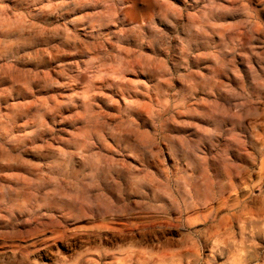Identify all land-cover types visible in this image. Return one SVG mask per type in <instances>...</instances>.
Here are the masks:
<instances>
[{
    "label": "clouds",
    "instance_id": "9594fccd",
    "mask_svg": "<svg viewBox=\"0 0 264 264\" xmlns=\"http://www.w3.org/2000/svg\"><path fill=\"white\" fill-rule=\"evenodd\" d=\"M0 18V264H264V0Z\"/></svg>",
    "mask_w": 264,
    "mask_h": 264
},
{
    "label": "rangeland",
    "instance_id": "374dc122",
    "mask_svg": "<svg viewBox=\"0 0 264 264\" xmlns=\"http://www.w3.org/2000/svg\"><path fill=\"white\" fill-rule=\"evenodd\" d=\"M0 22H2V18H0ZM17 22H19V21H17ZM72 59H73V57H71V56H66V57L60 58L61 62L70 61ZM37 255L39 256L38 264H51L49 257L52 256V252L49 251V249L44 248V247H40L37 250Z\"/></svg>",
    "mask_w": 264,
    "mask_h": 264
}]
</instances>
